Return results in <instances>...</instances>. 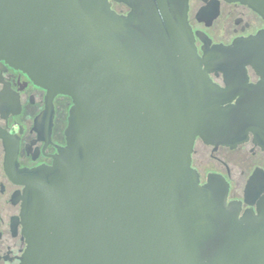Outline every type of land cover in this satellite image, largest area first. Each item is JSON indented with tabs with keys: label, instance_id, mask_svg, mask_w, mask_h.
<instances>
[{
	"label": "water",
	"instance_id": "95a60500",
	"mask_svg": "<svg viewBox=\"0 0 264 264\" xmlns=\"http://www.w3.org/2000/svg\"><path fill=\"white\" fill-rule=\"evenodd\" d=\"M230 1L264 17V0ZM188 9L0 0V60L73 103L67 145L18 181L25 264H264V170L242 214L223 175L201 183L192 165L197 138L235 147L253 133L264 148V31L202 56Z\"/></svg>",
	"mask_w": 264,
	"mask_h": 264
},
{
	"label": "flooded vegetation",
	"instance_id": "af4514ba",
	"mask_svg": "<svg viewBox=\"0 0 264 264\" xmlns=\"http://www.w3.org/2000/svg\"><path fill=\"white\" fill-rule=\"evenodd\" d=\"M118 12H128L124 3L113 2ZM189 23L200 55L215 45H230L264 31V17L248 4L230 0H189ZM249 83L260 76L247 66ZM224 86V74H210ZM72 99L63 94L50 98L47 89L27 73L0 60V264H25L28 240L22 216L25 185L18 182L29 170L52 165L60 147L67 145ZM192 165L201 183L218 173L229 183V201H242V214L251 206L245 202V188L257 169L264 170V148L253 133L235 147L215 148L197 138ZM205 173L206 176H205ZM256 210V206H253Z\"/></svg>",
	"mask_w": 264,
	"mask_h": 264
},
{
	"label": "trees",
	"instance_id": "16d2710c",
	"mask_svg": "<svg viewBox=\"0 0 264 264\" xmlns=\"http://www.w3.org/2000/svg\"><path fill=\"white\" fill-rule=\"evenodd\" d=\"M114 8H115L117 11H119V7H118V6L115 5Z\"/></svg>",
	"mask_w": 264,
	"mask_h": 264
},
{
	"label": "rangeland",
	"instance_id": "374dc122",
	"mask_svg": "<svg viewBox=\"0 0 264 264\" xmlns=\"http://www.w3.org/2000/svg\"><path fill=\"white\" fill-rule=\"evenodd\" d=\"M207 173H205V176H206Z\"/></svg>",
	"mask_w": 264,
	"mask_h": 264
}]
</instances>
